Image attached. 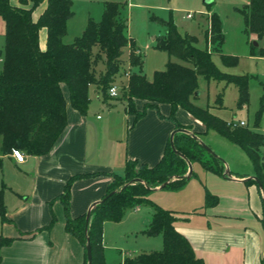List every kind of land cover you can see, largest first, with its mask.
Segmentation results:
<instances>
[{"label": "trees", "instance_id": "1", "mask_svg": "<svg viewBox=\"0 0 264 264\" xmlns=\"http://www.w3.org/2000/svg\"><path fill=\"white\" fill-rule=\"evenodd\" d=\"M43 3H46V7L35 19L34 13ZM123 8L122 3L105 2L101 22L91 18L83 34L74 43L65 44L63 39L68 32V21L74 16L73 0H20V5H13L11 0H0V19L5 24V48L0 51L2 153L9 155L13 149H19L24 155H48L68 127V107L86 116L90 109L92 87L107 103L111 97L110 89L117 86V79L128 75V86L122 95L127 101L125 111L133 118L130 129L149 109L160 112V105L167 104L170 106L167 118L174 121L176 129L191 130L190 126L180 123L176 117L179 110L185 111L204 126L206 133L209 130L215 131L246 152L262 183V189L253 179L245 182L250 186H258L264 199V136L257 131L264 116L263 107L256 115L255 127L250 129L246 126L233 127L212 113L210 108L199 107L193 101L199 90L198 79L203 76L209 81L236 86L239 91V108L249 102L251 76L225 73L213 60V55L219 54L226 67H234L238 63L237 57L221 52L225 35L220 16L214 12L209 17L207 39L213 51L200 49L197 37L181 34L172 18L166 21L154 17L166 28V34L157 39L156 48L165 50L170 56L190 66L170 61L164 70L156 71L153 79L149 80L143 73L142 53L126 33ZM240 12L244 17L246 31L257 35L259 39L264 38V0H247ZM42 30L47 35L44 50L40 43ZM126 53L129 54L127 67L124 62ZM262 54L264 56V51ZM222 102L223 95L220 94L217 103L222 106ZM139 103H142L140 108ZM160 115L166 118L164 114ZM174 144L186 159L172 149L169 141L164 155L154 166H148L137 159H127L123 175L102 171L78 174L67 181L58 199L64 204L66 231L84 247L85 264H88L87 239L91 240L93 264H106V223H118L126 212L146 203L152 206L153 216L150 225L142 233L162 236L164 248L160 252L126 257L123 264H205L188 238L176 229L175 223L179 218L177 213L151 202L148 195L153 188L167 182L165 188H183L194 176L186 177L189 171L187 161L192 164L200 161L206 170L223 177L225 167L218 157H215L214 165L204 161L206 149L190 134L177 133ZM101 177L109 178L110 183L102 198L105 200L92 210L89 223L87 213L72 218L70 207L73 184L78 180ZM218 202L217 196L207 192V207H215ZM0 218L2 223L9 221L4 189H0ZM55 220L53 217L46 230L52 228ZM262 223L264 225V216ZM14 241V238L0 235V249L11 246Z\"/></svg>", "mask_w": 264, "mask_h": 264}, {"label": "rangeland", "instance_id": "2", "mask_svg": "<svg viewBox=\"0 0 264 264\" xmlns=\"http://www.w3.org/2000/svg\"><path fill=\"white\" fill-rule=\"evenodd\" d=\"M107 1L119 2L124 5L122 16L126 21V33L142 53L144 63L143 73L149 80L153 79L156 71L164 70L170 61L189 65L183 60L170 56L165 50L156 48V39L166 34V28L155 20L154 17L166 21L172 18L181 34L197 37V46L200 49L208 48L210 51H213L214 48L207 39V31L209 30V17L212 13L216 12L222 20L225 35V42L221 47V52L237 57L238 63L234 67H226L219 54H214L213 60L217 67L225 73L251 76L249 102L243 108H239V91L236 86L232 84L226 85L225 82L215 80L209 81L203 76H200L198 79V95L193 98V101L199 107L210 108L212 113L224 121L234 124L245 122L246 127L250 129L255 127L256 115L262 107L264 109V56L262 54L264 51V38L259 39L257 35L246 31L244 17L240 9L245 6L247 0H213V4L211 5L205 3L204 0H73L74 16L68 21V32L63 39L64 43H74L83 34L91 18L95 22H101L104 3ZM188 15H192V17H188ZM4 48L5 24L0 19V51H3ZM97 50L96 47L95 51ZM124 62L125 67L129 66L128 53L124 56ZM127 79L128 75L117 79L116 84L119 88V96L115 97V99L110 97L107 103L101 98L99 99V96L94 93L93 89L90 91L91 104L89 112L86 115L87 120L95 123L96 119L100 117L102 119L100 122H109L111 124L108 132H101L99 133V138H96L97 141L94 139L95 148L93 151L103 149L106 152H111L114 148L115 151L117 148V152L119 149L120 151L126 150L129 132L137 125L130 129L133 124V118L125 111L127 101L123 98L122 94L127 89ZM220 94L223 95L222 106L217 103V98ZM165 112V108L161 106L160 112L156 109H149L142 119L146 120L153 131L164 128V126L163 128H159L160 125L153 123L155 116H158L163 121V125L169 126L171 130L176 129L173 120L167 118V116L164 118L160 115L161 113L166 114ZM181 112L183 113V111ZM185 113L184 111V115ZM173 131H171L169 136H171ZM257 131L264 136V116L259 123ZM156 134L159 133L156 132ZM200 136L202 138L201 141L213 152L212 154L206 150L204 152V161L214 165L216 164L214 161L215 157H218L223 162L224 167L226 169L229 168L232 174L245 175L246 170L254 172L253 165L242 148L235 146L229 140L212 130ZM109 137L110 140L115 137L117 138V140H114L117 143L115 147L108 142ZM95 154L93 153L92 158L89 157L90 161L102 160V158L100 159L101 156H98V158L94 157L97 156V152ZM0 155H3L1 140ZM103 162L106 163V161ZM114 164L116 167H120L121 163L115 160ZM192 165L194 176L183 188L176 190L167 187L160 192H151L148 195V199L164 209L179 212L183 218L190 217V221L187 218L185 221L196 227L204 226L208 215L220 212L229 214L232 217L241 216L246 221V226L249 229L260 231L261 233L264 232L263 223L259 220L260 214L256 213L253 207H249L246 204V199L235 202L227 198L223 193L229 192L227 190L228 187H232L233 193H237L239 189H246L247 193V186L229 183L232 186H226V188L224 186L228 185V182H225L223 175L206 170L200 161H196ZM122 166V169L114 170L115 173L123 175L124 169ZM31 174V171L22 166H16L14 162L7 160L4 162V166L0 169V189H4V202L7 211L21 212L19 208L25 204L24 198L29 195H31L30 197L33 196L32 187L29 183L32 178ZM254 176L256 175H249L246 178ZM27 190H30V192L27 193ZM207 192L217 196L220 200V196H223L222 203H220L219 207L217 206V209L215 208L214 210L213 207L206 206ZM30 202L33 206L39 204L38 200L31 199ZM54 203L55 205L52 206L54 208L60 207L62 216L60 218L55 213L57 218L51 233L53 237L55 236L60 239L62 235L69 234L65 228V208L63 202L59 199H56ZM202 213H205L206 216L201 217L202 215L199 214ZM257 214H259V217H257ZM152 216L153 208L146 203L141 205L136 211L133 209L126 212L120 222H108L106 224L104 246L107 264H121V259L125 256L135 257L142 253L160 252L163 250L164 243L162 236H148L142 232H137L148 228L144 227V222L146 219H151ZM19 218L22 221L21 216ZM233 221L237 220L234 218ZM60 225L61 228L58 229ZM13 231L20 234L12 222L2 223L0 218V235L10 237Z\"/></svg>", "mask_w": 264, "mask_h": 264}, {"label": "crops", "instance_id": "3", "mask_svg": "<svg viewBox=\"0 0 264 264\" xmlns=\"http://www.w3.org/2000/svg\"><path fill=\"white\" fill-rule=\"evenodd\" d=\"M11 2L13 5H20V0H11ZM45 7L46 3H43L36 10L34 13L35 19L43 12ZM46 42V31L42 30L40 43L43 50L46 48ZM92 89L100 99L101 96L96 88L92 87ZM160 106L165 108L166 114L164 115L168 116L170 114V106L167 104H161ZM138 107H142V103H139ZM181 111L183 110H179L177 113L179 122L190 126L192 129L189 131L194 134L197 133L198 139L201 140L200 135L206 134L204 126L194 120L189 114L185 113L184 115V111L183 113ZM101 120L98 117L95 123H91L86 116H82L71 107H68V127L55 148L48 155L41 157L25 155L24 163L17 162L12 154L0 155L2 167L7 160L32 172L30 175L32 178L29 183L33 194L32 197L29 195L24 198L25 204L19 208L21 212L7 211L8 222H12L21 235L14 231L11 232L12 236L10 237L14 238L15 241L11 246L0 249V264H85V250L78 239L69 234L62 235L60 239L53 237L51 230L55 224L50 230H46V227L51 224L53 217L57 218L56 214L60 218L62 216V210L60 207L54 208L55 203L53 204V202L63 194L67 181L75 175L102 171L115 172L114 170L122 169L121 165H123V169L125 168L127 159H137L148 166L156 165L164 155L166 146L170 141L171 136L169 134L175 129L171 130L169 126L163 125V121L158 116H155L153 123L160 125L159 128H163V126L164 128L157 129L160 131H153L146 120L142 119L129 132L126 150L120 151L119 149L117 152V148L116 151L114 148L111 152H106L103 149L93 151L95 148L94 139L99 138V133L108 132L111 127L109 122L102 123L100 122ZM156 132L159 134H156ZM114 140H117V138L110 140L109 137L108 142L115 147L117 143ZM96 152L97 156L94 157L98 158V156H101L100 159L102 158V160L90 161L89 157L92 158L93 153L96 155ZM115 160L121 163L120 167L115 166ZM103 161H106V163ZM249 175H256L255 171L249 172V170H246L245 175L233 174L232 179L224 177L225 182H228V185L224 187L232 186L229 183L242 184L247 186V193L246 189H239L237 193H233L232 187H226L229 192L223 193L227 198L235 202L246 199V204L249 207H253L256 213L260 214L261 217H259V214H257V217L262 222V217L264 216L262 192L258 186L246 184L245 181L248 179L246 177ZM109 183L110 179L105 177L76 181L72 187L70 207L72 218L86 214L95 202L101 201L107 192ZM164 189L157 188V190H152V193L160 192ZM29 192L30 190H27V193ZM220 197L221 200L219 198L218 204L213 207L214 210L222 203L223 196ZM31 199L38 200L39 204L37 206L31 205ZM136 209L134 210L136 211ZM172 211L176 212L179 217L175 223L176 229L188 238L197 255L205 261V264L264 263V232L261 233L260 231L249 229L246 226V221L241 216L232 217L229 214L214 212L212 215H208L204 226L196 227L191 225V223H187L190 221V217L183 218L179 212ZM205 213L199 215L203 217L206 216ZM20 216L23 222L20 220ZM186 218L189 220L185 221ZM234 218L237 220L235 221L237 224L233 221ZM151 220L152 218L146 219L144 227H148ZM59 228H61V225L58 226ZM126 257L121 259V264H123Z\"/></svg>", "mask_w": 264, "mask_h": 264}, {"label": "water", "instance_id": "4", "mask_svg": "<svg viewBox=\"0 0 264 264\" xmlns=\"http://www.w3.org/2000/svg\"><path fill=\"white\" fill-rule=\"evenodd\" d=\"M212 2H213V0H205V3H207V4H211ZM255 44L258 45L257 43H255ZM196 95H198V93H196ZM177 133L190 134V135H192V137H194V138H196V139H198V137H197V135H195L194 133H191L189 130H187V129H183V128L175 129V130L172 132L171 137H170V142H171L172 149H173L178 155H180L182 158L186 159V157H185L183 154H181L180 152H178V151L176 150V147H175V144H174V137H175V135H176ZM198 140H199V139H198ZM199 141H200L201 145H202L207 151H209L210 153L213 154L212 150H211L208 146H206V144H204V142H202L201 140H199ZM187 163H188L189 171H188L186 177H187V178H190V177L192 176V174H193V165H192V163H191L190 161H187ZM225 177H226L227 179H232V178H233V174H232V172L229 170V168H227V169L225 170ZM250 179L255 180V181L258 183L259 187L262 189V183H261L260 179H259L257 176L250 177V178H248L247 180H250ZM136 181H140V180H139V179H136ZM167 185H168V182L165 183V184H163V185H161V186H159V187H157V188H158V189H163V188H165ZM157 188H153L152 190H157ZM111 194H113V193H111ZM104 200H105V199H104ZM104 200H101V201L95 202V203L90 207V209H89L88 212H87V217H86V219H87V224H88L89 221H90V217H91V212H92V210H93V209H94L99 203L103 202ZM263 203H264V199H263ZM86 249H87V259H88V264H93L92 245H91V240H90V238L87 239V246H86ZM263 264H264V263H263Z\"/></svg>", "mask_w": 264, "mask_h": 264}, {"label": "built area", "instance_id": "5", "mask_svg": "<svg viewBox=\"0 0 264 264\" xmlns=\"http://www.w3.org/2000/svg\"><path fill=\"white\" fill-rule=\"evenodd\" d=\"M188 17H192V15H188ZM119 95V88L118 86H113L111 89H110V96L112 98H115ZM229 124L233 127H245L246 126V123L245 122H240L239 124H234L232 122H229ZM12 156L13 158L19 162V163H24L25 162V155L24 153L19 150V149H13L12 151Z\"/></svg>", "mask_w": 264, "mask_h": 264}]
</instances>
